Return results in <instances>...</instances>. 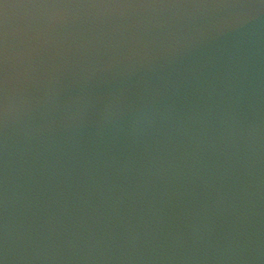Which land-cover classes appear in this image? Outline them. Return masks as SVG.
Instances as JSON below:
<instances>
[{
	"label": "water",
	"instance_id": "1",
	"mask_svg": "<svg viewBox=\"0 0 264 264\" xmlns=\"http://www.w3.org/2000/svg\"><path fill=\"white\" fill-rule=\"evenodd\" d=\"M0 12L7 264H264L262 0Z\"/></svg>",
	"mask_w": 264,
	"mask_h": 264
},
{
	"label": "clouds",
	"instance_id": "2",
	"mask_svg": "<svg viewBox=\"0 0 264 264\" xmlns=\"http://www.w3.org/2000/svg\"><path fill=\"white\" fill-rule=\"evenodd\" d=\"M262 4H264V0H262ZM46 7H70L68 5H47ZM79 7V6H76ZM194 7H201V8H209V7H215V8H230V7H236L235 5H229V4H198L194 5ZM4 83L6 85L7 83V75L5 73ZM3 111L6 115L7 113V93L5 90V97H4V103H3ZM0 261H2V264H7L6 256H0Z\"/></svg>",
	"mask_w": 264,
	"mask_h": 264
},
{
	"label": "snow or ice",
	"instance_id": "3",
	"mask_svg": "<svg viewBox=\"0 0 264 264\" xmlns=\"http://www.w3.org/2000/svg\"><path fill=\"white\" fill-rule=\"evenodd\" d=\"M5 0H0V6L4 5ZM22 7L29 6V4L21 2ZM2 12H0V17H2ZM4 34L2 28H0V92H2L3 82H4ZM0 109H2V101H0ZM2 264V261H0Z\"/></svg>",
	"mask_w": 264,
	"mask_h": 264
}]
</instances>
